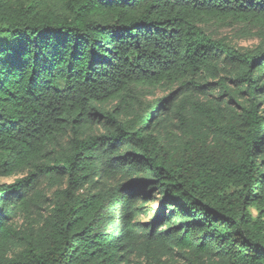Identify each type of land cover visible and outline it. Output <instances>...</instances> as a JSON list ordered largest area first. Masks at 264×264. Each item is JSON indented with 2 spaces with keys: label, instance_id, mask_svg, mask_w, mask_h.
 I'll return each mask as SVG.
<instances>
[{
  "label": "trees",
  "instance_id": "1",
  "mask_svg": "<svg viewBox=\"0 0 264 264\" xmlns=\"http://www.w3.org/2000/svg\"><path fill=\"white\" fill-rule=\"evenodd\" d=\"M14 175L0 264H264V0H0Z\"/></svg>",
  "mask_w": 264,
  "mask_h": 264
},
{
  "label": "rangeland",
  "instance_id": "2",
  "mask_svg": "<svg viewBox=\"0 0 264 264\" xmlns=\"http://www.w3.org/2000/svg\"><path fill=\"white\" fill-rule=\"evenodd\" d=\"M206 26L215 36L226 38L237 47L253 48L263 41L262 35L257 33V28H250V26L242 22L228 20L223 22H210ZM170 91V88H167L166 86H160L154 91V94L155 97H158L163 96ZM18 176H0V183H11L15 181ZM150 205L152 206V209L146 218H149L154 212L153 209L156 208L155 203H151Z\"/></svg>",
  "mask_w": 264,
  "mask_h": 264
}]
</instances>
